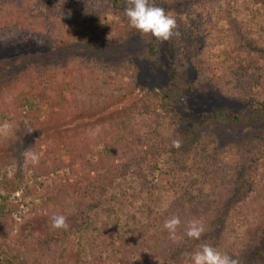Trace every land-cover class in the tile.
<instances>
[{
    "label": "trees",
    "instance_id": "16d2710c",
    "mask_svg": "<svg viewBox=\"0 0 264 264\" xmlns=\"http://www.w3.org/2000/svg\"><path fill=\"white\" fill-rule=\"evenodd\" d=\"M107 1L108 6L111 2L117 5L114 17L117 21L114 24L113 20L109 22L104 20V16L100 17L99 8L96 9L91 0H0V33L21 29L32 41L35 39L34 42L41 45L37 49L45 48L49 53V49L53 50V46L56 48L60 43L75 40L79 35L97 36L98 31L103 32L106 29L108 31V27L112 24L124 26V23L128 22L124 15L126 0ZM151 2L164 10L175 7L174 3H178L177 5L190 3L200 9L196 20L188 21V32L178 35L183 41L185 55L194 60L199 53L201 42L204 41L202 39L205 38L201 32L203 26L204 32L211 36L209 38L212 42L210 56L213 66L209 69V77H215V81L239 93L243 98L239 101L240 106L244 105L249 109L253 104L257 106L256 110L252 108L256 112L255 116L252 115L245 120L246 122H251L255 117L264 118V0H151ZM98 17L105 22L97 24ZM223 17L227 18L228 27L223 25ZM121 38L119 36L113 41L121 42L119 41ZM90 44L96 45L94 42ZM104 45L99 42L100 47ZM4 50V48L0 50V83L12 76L8 75V72L10 73L13 68L6 61L12 57L7 56ZM166 54H170L168 49ZM22 58L19 60L22 61ZM35 60L38 63L35 67H31ZM52 60L53 58L37 60L29 57L25 61V68L28 66L31 68L27 71L24 68L22 74L14 71L15 77L12 81L15 82L12 83L24 84L23 77L27 76L38 88L34 93L46 97L48 101L50 99L58 101L61 98V101H66L61 102L63 108L68 109L67 104L72 108L80 107L81 112L92 120L95 118L98 120L100 115H107V111L111 108L104 113V107L99 106L110 98H120L125 109L126 107L129 109L125 110L124 114L115 116L109 123L115 128L114 131L102 128L96 136L83 133L80 137L81 141L62 149L55 145L40 156L37 165H32L27 160L25 162L20 160L12 181L8 179L7 184L15 188L21 185L28 187L25 176L30 173L29 187L32 193L39 189L38 178L49 174L55 175L66 163H68L67 167L74 169L76 164L79 166L78 163L89 159L96 171L98 160L110 163L111 154L113 157L119 155V158L121 154H132L133 157L129 162L118 166L116 164L104 166L102 175L98 174V178L94 177L79 183L71 197L67 196L69 194H66V197L59 194L61 196L58 199L62 204L51 200L48 204L51 208L48 209L45 217L36 216L33 222L28 223V229L24 230L21 237L12 245H7L10 237L8 224L12 213L18 211L19 205L9 204L8 198H2L0 264H117L121 262L128 264L129 256L126 254H130L129 246L136 235L141 245L145 244L143 259L148 261L147 264H159L151 259L154 257L151 254L161 247L160 237L167 235V240L172 243L167 231L161 227L160 215H165L166 219L167 216L169 218L173 216L168 212H157L152 206V194L160 190L167 195H180L174 205L179 203L176 201H180L185 202L188 207L180 219L181 225L177 231L183 241L172 243V246L167 244L172 263L189 264L191 261L189 251L193 249L195 252L200 243L199 240L191 239L193 248H189L185 227L192 220L200 222L203 226L206 225L216 206L223 209L225 224L227 223L225 227L229 230V234L221 245L213 238L209 240V245L237 260L238 264L257 263L255 256L248 253L256 250V244H260L256 243L259 229L264 235V134L247 140L240 139L239 145L226 147L224 152L230 155L232 161L221 169L220 175H216L222 180L212 182L214 172L218 169V166L209 167L211 157L209 145L214 142L212 135L192 141L188 149L180 152L179 159L175 152L166 154L159 144L164 142L161 132L166 125L173 122L169 119L164 123L158 118L151 109L154 98L149 97L148 94L143 97L142 103V100L136 102L137 100L133 98L135 95L132 90L130 91V82L124 81L129 74L122 76L115 69L109 70L106 65H98L91 70L83 68L72 71L67 78L64 75L65 70L63 73L51 71L49 65L54 62ZM167 67V78L170 79L174 89L178 90L179 80L176 79L175 66L170 63ZM215 67L219 74L213 75ZM47 71H51L50 73L53 74L51 77L54 78L49 77ZM191 71V74L198 76V67L192 66ZM37 78H43V81L38 82ZM182 78L186 83L184 104L186 105V101H193L197 102L196 106L200 108L198 94L193 91V86L188 83L184 72L181 74ZM133 80L134 78L132 82ZM14 91H16L13 94L14 98L25 96L23 86L20 91ZM18 105L15 99L11 100L4 109L5 115L15 113ZM116 105L119 108V105ZM100 110L103 112H99ZM224 113V108H221L219 112H211L210 116L220 122L225 119L227 113L225 115ZM240 114L239 110L233 115V120L244 121ZM58 115L59 113L56 114ZM51 116L56 120V116ZM137 119L141 121L138 122ZM31 124L34 123L31 121ZM20 125L21 123L16 128L20 132L17 130V137L12 144L23 155L27 147L36 142L38 135L35 127H31L33 131L31 132L29 128ZM51 128L53 131H58L59 125H52ZM96 128L97 126H94L92 130ZM144 142L148 151L138 153L137 146ZM100 147L104 154L98 150ZM192 176L203 178V185L194 186L195 184L190 180ZM130 180L136 181L138 187L134 188L127 184ZM192 184V187L188 186ZM48 188L49 186H46V193L50 191ZM187 188L191 191L194 188L198 198L195 199L190 195ZM237 188L240 190L239 197L235 196ZM39 200L43 201L41 198ZM69 202H74V206L67 205ZM36 206L32 204L28 211L36 213ZM181 206L177 205L176 211L181 209ZM63 211L66 214H79L74 218L72 225L76 230L68 235L51 227V217L60 213L65 215ZM100 211L106 212L107 222L96 216ZM137 214L144 216L146 221L139 222L141 219H136ZM88 232L89 234L85 235ZM148 243L151 246H148ZM155 255L158 257V254Z\"/></svg>",
    "mask_w": 264,
    "mask_h": 264
},
{
    "label": "rangeland",
    "instance_id": "374dc122",
    "mask_svg": "<svg viewBox=\"0 0 264 264\" xmlns=\"http://www.w3.org/2000/svg\"><path fill=\"white\" fill-rule=\"evenodd\" d=\"M91 2L96 9L99 8L100 17L104 16V20L109 22L113 20V24L116 23L117 18H114L117 9L116 4L111 2L108 6L107 0H91ZM174 4L175 7L171 9L168 8L165 12L176 19L177 28L174 30L172 38L166 42H160L150 35H140L138 31L129 26L128 22L124 23V26L122 24H115L113 26L112 24L108 27V31L107 29L103 32L98 31L97 36L87 37L86 34L79 35L75 40L60 43V45L56 47L57 49L52 45L53 50L49 49V53H47L45 48L43 50L37 49L41 45L35 43V39L32 41L29 38L30 36L21 29L0 33V50L4 48L6 55L12 57V59H7L6 61L13 67L10 73L8 72V75L12 76L0 83V124L9 122L13 125V129L7 137H0V203L2 198H8L9 204L13 203L19 205L18 211L12 213L11 220L8 224L10 237L7 245H12L14 241L19 239L23 231L28 229V223L33 222L36 216L45 217L48 209L51 208V206L48 205L51 203V200H56L59 204H62L61 200L58 199L62 194L65 197L66 194H69L67 196L71 197L78 188L79 183H84L87 179H92L94 177L98 178V174L102 175V173H104V166H108V164H116L118 166L121 163L129 162L133 157L132 154H121V158L118 157L119 155L113 157L111 152V155H109L110 163L98 160L96 171H94L96 168L89 159L81 163L77 162L79 166L76 164L74 169L67 167L68 163H66L55 175L49 174L48 176L38 178L37 182H39V189L35 192L32 191V193L30 192L32 189L29 187L30 173H27L25 176L26 181H28V187L21 185L15 188L7 184L8 179L12 181V177L20 165V160H24V162L26 160L25 156L19 153V150L12 144L17 137V130L20 132L19 129H16L19 127L18 124L21 123L20 126L29 128L30 131L31 127L36 128L38 139L27 148L41 156L51 150L55 145H57L59 149H62L69 144L81 141V135L83 133H90V130H92L94 126H99L100 130L102 128H109L110 131H114L115 128L109 125V123L115 116H120V113L129 109V107L125 109L124 103L120 102V98H110L99 106L104 107V113L107 109L111 108L107 111V115H100L98 120H96V118L92 120L85 116L84 112H81L82 109L80 107L72 108L67 104L68 109L63 108L61 102L66 101H61V98L58 99V101L50 99L49 102L46 97L34 93V90H38V88L36 84L33 85L31 81H29L30 79L27 76L23 77L24 84L20 83V85H15L12 83L15 82L12 81L15 77L13 72L19 71V73L22 74L25 68V61L29 59V57H33L37 60L53 58L54 62H52V60V63L49 65L51 71L54 70L63 73V70H65L64 75H66L67 78H69V74L72 71L81 70L83 68H89L91 70L93 67H98V65H106L109 70L110 68L115 69V71L122 76H124V74H129L128 78L126 77L124 81L126 82L128 80V82H130V91L132 90L131 92L135 95L133 98L137 100L136 102L142 100V103L143 97L148 94L149 97L154 98L151 109L158 115V118L164 123L169 119L173 122L166 125L161 132V137L164 142L159 144L166 154H168V152L174 154L175 152L177 159H179V157H181L180 152L188 149L192 141L206 138L209 134L212 135L214 142L209 145L211 154L209 167L218 166V169L214 172L212 182H220L222 180V178H217L216 175H220L219 173L222 172L221 169L232 161L230 155L224 152L226 147L239 145L240 139L247 140L252 137H260L264 134V118L258 119L255 117L251 122L245 121L251 118L252 115L255 116V110L258 109L257 106L253 104V106L250 107L251 109L244 105L240 106L239 101H242L243 98L239 93L231 88H227L223 83L215 81V77H209V69L213 66L212 57L210 56L212 53L210 44H212V42L209 38L211 36L206 34V31L204 32L202 25L201 32L205 35V38L202 39L204 41L201 42L199 53L194 60L185 55V47L182 44L183 41L180 40L181 37H178V35L188 32V21L190 19L196 20V15L199 14L200 9H197L190 3L181 5H177L178 3ZM100 17H98L97 24H103L105 22L103 19H100ZM222 23L224 26L228 27L227 18L223 17ZM119 36L122 37L119 40L121 42H114L113 40ZM100 41L105 45L100 47ZM91 42L96 43V45H91ZM167 49L170 52L169 55L166 54ZM19 58H22V61H20ZM37 63L38 62L35 60L30 66L35 67ZM170 63H173L175 66L176 79L179 80V91L176 88L174 89L170 79L167 78V66ZM30 66L26 67L25 71L31 68ZM192 66H194V68L198 67V76L191 74ZM216 68L217 67H215L212 72L213 75L218 73ZM51 71H47L46 73H49V77L53 76V74L50 73ZM182 72H184L186 78H188L187 80L190 86H193V91L198 94L197 100L199 102L198 104H201L200 108L196 106L197 102L186 101V105L184 104L183 95L186 93V83H184L183 78L181 79ZM78 75L80 76V74ZM129 77H131V79H129ZM132 78H134L133 82ZM42 79L43 78H37L38 82ZM22 86L25 96L22 98H14L13 94L16 93L14 90L20 91ZM165 96H168V98H165ZM13 99L19 104L17 110L15 113L5 115L6 112L4 109ZM116 104L119 105V108ZM221 108L225 110L224 115L227 114L224 121L219 122L214 120L215 118L210 116V113L219 112ZM252 108L255 110H252ZM239 110L241 111V117L244 118L242 122L233 120V115ZM99 112H101V110ZM57 113H59L58 116H56ZM51 115L56 116V120L53 119ZM31 121L34 124H31ZM137 121L139 122L141 120L137 119ZM56 124L59 125V129L58 131H53L51 126ZM173 140H180L181 146L179 148L173 147ZM108 149L110 148L108 147ZM147 149L146 142L137 146L138 153L148 151ZM98 150H101L104 154L101 147ZM105 153L107 152L105 151ZM190 180L196 187L204 183L203 178L198 176H192ZM127 184L134 188L138 187V183L134 180L128 181ZM193 184L188 186L192 187ZM205 184L207 185V183ZM46 186H49L48 189L50 191H48V193L45 192ZM51 191L53 193H51ZM239 191V189L236 190V197H239ZM187 192H190L189 194L194 196L195 199L198 198V194H195L194 188L193 191L187 188ZM180 197V195L173 196L164 194V192L160 190L152 194V206L157 212H168V214H173V216H178L181 219L188 207L185 202L176 201L179 202L177 204L178 206L182 205L180 207L181 209H177L176 211L177 205L175 206L174 203L175 200ZM40 198L43 201H40ZM44 201H46V203H43ZM112 201L113 200H111V202ZM32 204L37 205L36 213L28 211ZM67 205L74 206V202H69ZM165 205H167L166 208L164 207ZM181 211L182 213H180ZM63 212L65 213L64 216L67 218L69 227L67 230L59 229V232L68 235L70 232L76 230V227L72 225L74 224V218L76 216L78 217L79 214H66L65 211ZM60 215H63V213H60ZM96 216L107 222L106 212L100 211L96 213ZM171 216L172 215H170V217ZM223 216V209L216 206V210L214 209V211L211 212V217L207 219V224L204 225L205 231L198 241L200 245L197 246L198 249L196 248L194 251L199 250L203 244H209L208 242L211 238L217 239L220 245L222 241L227 238L229 230H226L225 225L227 223L225 224V217ZM160 217L161 225L163 226L165 220L169 219V217L167 216V219L165 215H160ZM186 217L187 216H185V218ZM136 219H141L139 222L146 221L145 217L139 216V214H137ZM87 234H89V232L85 235ZM177 237V241H172V243H177L179 240L183 241L181 236L179 238L178 233ZM256 238V243L259 242L260 244H256L257 249L248 253V255L255 256L254 258L257 259V263L255 262L256 264H264V235L261 229L257 232ZM167 239V235L161 236V242L159 241L161 247L158 251L155 250L154 254L150 252L151 256L154 255V257L151 258L154 262L156 261L159 264H174L169 257L170 255L168 254L167 247V244L172 246V243ZM186 241L189 248H193L191 239L187 238ZM147 245L151 246L149 243ZM144 246L145 244L141 245L138 235H136L134 241L129 246L130 254H126L129 256L128 264H147L148 261L143 259L145 256L142 254L144 252ZM191 252H193V249H191ZM191 252L189 251L190 257L192 254ZM155 254H158V257H156ZM71 261L73 262V260ZM191 263L192 262L189 261V264Z\"/></svg>",
    "mask_w": 264,
    "mask_h": 264
},
{
    "label": "clouds",
    "instance_id": "9594fccd",
    "mask_svg": "<svg viewBox=\"0 0 264 264\" xmlns=\"http://www.w3.org/2000/svg\"><path fill=\"white\" fill-rule=\"evenodd\" d=\"M127 7L124 15L128 20L129 26L141 35L152 36L160 42L168 41L174 34L177 28L176 19L167 14L162 7L155 6L151 0H126ZM13 129V125L9 122L0 124V137H7ZM100 132L99 126L96 129L90 130L91 136H96ZM173 147L181 146L180 140H173ZM23 155L32 165H37L40 161V155L30 149L26 150ZM165 208L167 205L164 206ZM181 225V220L178 216H172L165 220L163 229L167 230L169 239L176 242L177 231ZM51 227L53 229L67 230L69 225L67 218L64 215H53L51 217ZM204 226L196 221H189L185 227V235L193 240H200L204 233ZM192 264H238V261L231 258L227 254H222L217 248L203 244L199 250L191 254Z\"/></svg>",
    "mask_w": 264,
    "mask_h": 264
}]
</instances>
